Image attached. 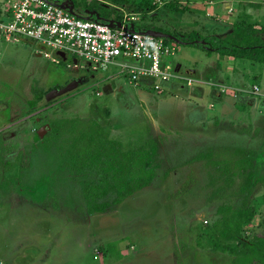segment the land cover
<instances>
[{
    "label": "rangeland",
    "instance_id": "374dc122",
    "mask_svg": "<svg viewBox=\"0 0 264 264\" xmlns=\"http://www.w3.org/2000/svg\"><path fill=\"white\" fill-rule=\"evenodd\" d=\"M49 1L89 15L81 0ZM168 1L129 0L119 9L142 30L156 24L213 37L237 22L220 0H174L191 16ZM259 5L264 31V0ZM174 47L171 65L195 82L163 93L144 86L152 97L141 98L113 69L94 72L72 56L56 62L47 47L0 37V264H233V254L211 246L223 205L254 209L244 238L264 237V63ZM36 93L42 100L32 108ZM100 127L127 151L156 142L158 170L149 187L91 214L84 185L95 175L76 174L69 163L75 141Z\"/></svg>",
    "mask_w": 264,
    "mask_h": 264
},
{
    "label": "trees",
    "instance_id": "16d2710c",
    "mask_svg": "<svg viewBox=\"0 0 264 264\" xmlns=\"http://www.w3.org/2000/svg\"><path fill=\"white\" fill-rule=\"evenodd\" d=\"M128 1L81 0L88 14L104 21L121 20L123 15L119 7H126ZM153 4L152 10L156 9L155 3ZM174 8L179 10L176 5ZM251 17L244 12L241 20L234 25L232 34L226 38L205 37L196 32L180 36L157 27L145 31L165 33L179 40L180 45L199 46L207 52L218 53L222 58L264 63V31L256 28ZM136 29L142 30L137 26ZM164 41L170 45L176 44L170 38H165ZM42 96L36 93L29 105L35 108ZM109 135L106 127H100L96 135L85 134L78 138L71 152L72 161L69 164L74 173L81 174L89 170L95 175L94 180L87 181L84 185V198L91 214L106 213L113 205L122 204L152 185L157 177L159 147L156 142L151 141L148 148L127 151L121 142L111 140ZM112 193L115 194L113 202L104 201ZM217 216L218 219L209 232L212 248L224 254H233V264H264V237L255 236L249 241L244 238L246 226L256 216L255 210L223 205L218 208Z\"/></svg>",
    "mask_w": 264,
    "mask_h": 264
},
{
    "label": "built area",
    "instance_id": "2783aa9c",
    "mask_svg": "<svg viewBox=\"0 0 264 264\" xmlns=\"http://www.w3.org/2000/svg\"><path fill=\"white\" fill-rule=\"evenodd\" d=\"M86 17L71 13L55 1L0 0V35L9 41H30L57 54L83 60L94 72L113 69L133 85L148 81L149 89L158 93L175 82L185 80L187 86L195 82L173 70L169 59L175 52L174 45L136 29V17L123 15L121 20H113V26ZM74 65L78 67L79 63Z\"/></svg>",
    "mask_w": 264,
    "mask_h": 264
},
{
    "label": "crops",
    "instance_id": "0c3cea01",
    "mask_svg": "<svg viewBox=\"0 0 264 264\" xmlns=\"http://www.w3.org/2000/svg\"><path fill=\"white\" fill-rule=\"evenodd\" d=\"M157 2H161V0H157ZM174 0H169L167 3H165L164 5H167V4H169V6L171 7L173 4H175L176 6H178V8L179 9H181L182 8V6H180V3L179 2H174ZM210 3L212 4L213 2H212V0H210ZM219 8H221V6L222 7H224V9L225 10H228L229 12H232V13H234V14H236V16H237V22L238 21H240L241 20V18H242V16H243V13L244 12H247V14L248 15H251L252 17H251V22L252 23H254L255 25H256V28H258V29H260V27L258 26L260 23H262V18H261V15L259 14V13H256V11H257V9H260L261 8V5H259L260 4V0H220L219 1ZM190 9H188V8H182L180 11L182 12V13H186L185 15H189V16H191V15H193L192 13H190V11H189ZM156 14V13H155ZM209 15V14H208ZM194 18V17H193ZM192 20H196V19H192ZM236 22V23H237ZM235 23V24H236ZM234 24V25H235ZM154 25V24H153ZM154 27H157V28H159L156 24H155V26ZM227 28V27H226ZM161 29V28H160ZM210 29H212V28H210ZM215 29V28H214ZM233 30H234V26H233V28H228V30H226V31H230V32H226L224 35H217V37H220V38H226V37H228L229 35H231L232 34V32H233ZM168 32H172V33H178V34H181V36H184V35H186V34H188L187 32H181V31H178V30H173V31H168ZM194 32H196V33H199V34H201V35H203V36H206V37H208V36H211V33L208 31V30H204L203 32H201V31H197V30H194ZM215 32V31H214ZM213 35H216V34H213ZM0 37H2V36H0ZM2 38H4V37H2ZM5 39V38H4ZM7 42H10V43H12V44H19V43H15V42H11V41H9V40H7V39H5ZM176 44H178L177 42H176ZM223 59H225V60H232V61H235V62H238V63H241V62H243V61H241V60H238V59H234V58H231V57H225V58H223ZM227 60V61H228ZM171 64V63H170ZM172 68H173V70L176 72V73H178L179 74V76H181V77H183L182 75H181V65H178V66H172ZM194 73V72H193ZM235 75H236V73L234 72L233 74H230V76H233L232 78H235ZM219 76V75H218ZM217 76V77H218ZM220 82H222V81H220ZM218 83V82H216L215 84H213V87H216V88H221V86H222V84L221 83ZM149 82L148 81H145V80H143L142 82H140L138 85H134L135 86V89H136V91H137V93L140 95V97L141 98H150V97H152V95H151V93H150V91L148 92L147 90H145V88H142V87H144V86H147L148 87V84ZM172 90V89H187V86L185 85H183V83H182V81H180V82H175V83H173V84H171V85H169V90ZM197 90H199V92H200V89H197ZM125 94V93H124ZM8 109H9V107H7ZM10 110V109H9ZM191 116L192 115H190V121H191ZM261 156H263L264 157V151L262 152V155ZM215 164H218V162H214Z\"/></svg>",
    "mask_w": 264,
    "mask_h": 264
},
{
    "label": "water",
    "instance_id": "95a60500",
    "mask_svg": "<svg viewBox=\"0 0 264 264\" xmlns=\"http://www.w3.org/2000/svg\"><path fill=\"white\" fill-rule=\"evenodd\" d=\"M66 8V7H65ZM71 8V7H70ZM68 8L69 10H70V12L71 13H75V11H74V9L73 8ZM67 9V8H66ZM92 17H94V15H92V14H89L87 17H86V19H90V18H92ZM99 19V18H98ZM100 20H102V19H100ZM107 22H109V24H110V26H113V21H108L107 20ZM145 33L146 34H149V35H152V36H155V37H158V38H163V39H165V38H170V39H172V40H174V41H176L177 43L179 42V40H176L175 38H173L172 36H169V35H167V34H165V33H161V32H156V31H145ZM58 56L61 58V59H64V60H67L66 59V55H64V54H58ZM79 82H81L80 80L79 81H75V82H73L72 84H70L69 86H68V88L67 89H63L62 91H54V92H51V93H49V95H48V98H50V97H53V96H57V95H62V94H64V93H66V92H68L70 89H73L74 87H76V86H78V83Z\"/></svg>",
    "mask_w": 264,
    "mask_h": 264
}]
</instances>
